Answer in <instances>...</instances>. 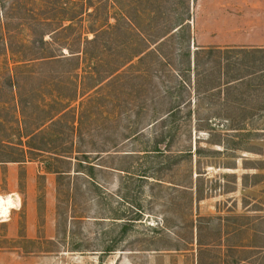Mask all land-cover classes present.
<instances>
[{"label":"rangeland","instance_id":"obj_1","mask_svg":"<svg viewBox=\"0 0 264 264\" xmlns=\"http://www.w3.org/2000/svg\"><path fill=\"white\" fill-rule=\"evenodd\" d=\"M189 1L93 0L94 16L62 35L111 27L61 49L56 11L31 22L25 0L24 17L0 18V264H264V115L178 88L200 47H264V0H199L177 31ZM39 52L56 57L27 61ZM47 160L71 173L50 214L39 179L30 239L25 166Z\"/></svg>","mask_w":264,"mask_h":264},{"label":"trees","instance_id":"obj_2","mask_svg":"<svg viewBox=\"0 0 264 264\" xmlns=\"http://www.w3.org/2000/svg\"><path fill=\"white\" fill-rule=\"evenodd\" d=\"M16 3L10 2V0H0V18L7 19L14 16V14L19 10V15L23 16V11L26 9V5H23L22 2L25 0H15ZM20 1V3H18ZM199 0L189 1L188 13L189 19L179 24V30L183 28L182 25L187 21L191 20V7L194 8L195 4ZM36 3V4H35ZM37 4H41L40 8L37 7ZM181 5H184V2H180ZM47 9L45 10V7ZM95 4L93 0H27V20L31 22H40L45 21V23H51L47 15L50 13L53 15V11H56L57 16L55 17V21L58 23V27L49 32L48 35L65 34L66 32H73V28L77 25H84L86 22V18H92L93 12L91 11L94 8ZM25 12V13H26ZM45 17V18H43ZM107 25V26H106ZM110 24H105L97 28V26L92 25L89 28L83 26V29L87 32H82L80 36H64V37H56L58 40V44L60 49L62 45H75V43H79L81 41L87 42L88 44H98L100 38L107 31L106 28H109ZM185 27V26H184ZM4 31L6 30V26H4ZM8 30V28H7ZM6 32V31H5ZM8 33L10 34L11 32ZM0 37V39L6 41L7 37ZM46 36L47 34H43ZM89 35H93L92 39H89ZM166 36H163L157 43L162 45L163 41L166 39ZM43 38V36H42ZM45 38V37H44ZM44 42V41H43ZM69 50V47H63L64 50ZM59 50V49H58ZM7 51H10L14 57L17 54L12 52L11 48H7ZM71 51H73L71 49ZM148 49L138 52L132 59H130L129 63H131L136 58H139L142 61L146 55L148 54ZM72 54H82L81 52H73ZM153 54H158V56L162 57L159 50H156ZM87 56V53H85ZM190 59V66L188 69L184 70L185 74H190L191 76V59L193 57L192 52L189 51L184 54ZM18 58H23L21 55L17 56ZM55 55H48V53H37L31 57L27 56V61L34 60H45V59H55ZM26 57H24L25 59ZM207 60V65H209L204 71L200 72V65L202 61ZM193 70V84L190 80L188 82L185 80L187 76L178 75L179 77V85L178 88L183 90L194 91V93H199L204 89L202 94L211 96L215 95L212 93L216 92V96H219L224 106L227 108L225 112H234L235 106L242 114L243 118L247 121L253 119L259 112L261 115H264V47H213V48H198L194 53V68ZM176 88V87H175ZM255 93L257 99H261V104L263 105L260 109L255 107V103H251L249 99V93ZM172 95V93H170ZM236 94V95H235ZM201 96V94H200ZM259 103V100H257ZM179 108V107H178ZM175 108V109H178ZM170 110L167 113V117L160 118L161 121L167 122L166 120L173 118L176 116V111ZM190 115V114H189ZM191 116V115H190ZM236 120L235 117L231 118V116H227L225 119L227 122H231ZM159 151V150H155ZM65 158V157H62ZM57 159V158H56ZM46 172L57 175L58 177H63L70 175L71 172H63L57 169H53L50 162L45 161ZM82 165V164H81ZM80 173V172H79ZM83 173V172H82Z\"/></svg>","mask_w":264,"mask_h":264},{"label":"crops","instance_id":"obj_3","mask_svg":"<svg viewBox=\"0 0 264 264\" xmlns=\"http://www.w3.org/2000/svg\"><path fill=\"white\" fill-rule=\"evenodd\" d=\"M26 172V181H27V232L29 233L28 238L35 239L38 234V215L39 207L37 203L39 195V179L44 178L48 191V205L47 210H55V194L57 191V179L58 176L52 173H48L44 170L43 166L38 163L27 162L25 166ZM17 172H9L5 175V179L14 187L15 183L18 181ZM15 189L12 190L11 197L17 193H14ZM14 193V194H13ZM6 198V197H5ZM12 210V209H11Z\"/></svg>","mask_w":264,"mask_h":264},{"label":"bare ground","instance_id":"obj_4","mask_svg":"<svg viewBox=\"0 0 264 264\" xmlns=\"http://www.w3.org/2000/svg\"><path fill=\"white\" fill-rule=\"evenodd\" d=\"M2 203V199L0 198V210H1V204ZM9 212L8 208L5 209V211H3L4 214H7Z\"/></svg>","mask_w":264,"mask_h":264}]
</instances>
